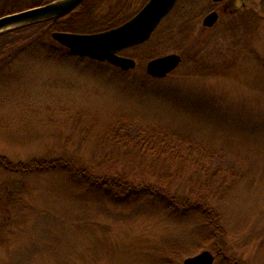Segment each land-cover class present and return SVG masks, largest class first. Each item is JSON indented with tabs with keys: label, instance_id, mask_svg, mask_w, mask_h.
<instances>
[{
	"label": "rangeland",
	"instance_id": "374dc122",
	"mask_svg": "<svg viewBox=\"0 0 264 264\" xmlns=\"http://www.w3.org/2000/svg\"><path fill=\"white\" fill-rule=\"evenodd\" d=\"M148 1L96 0L93 12L129 20ZM219 7L179 0L146 46L123 53L137 61L130 71L73 56L21 53L9 64L4 57L0 157L71 159L94 175L127 174L134 187L158 182L177 198H206L226 230L221 251L203 245L199 217L177 219L149 202L117 205L64 176L0 167V264H153L174 244L185 248L181 264L201 251L215 264H264V0L228 7L213 29L203 27ZM170 54L181 56L180 66L149 77L147 63ZM118 118L130 128L177 132L212 154L200 157L186 145L183 158L192 164H158L105 142Z\"/></svg>",
	"mask_w": 264,
	"mask_h": 264
},
{
	"label": "trees",
	"instance_id": "16d2710c",
	"mask_svg": "<svg viewBox=\"0 0 264 264\" xmlns=\"http://www.w3.org/2000/svg\"><path fill=\"white\" fill-rule=\"evenodd\" d=\"M54 1L56 0H0V18L47 5ZM94 1L96 0H85L78 9L69 15L48 21V23L27 26L0 34V66L4 64V57H7L9 62L6 64H9L17 59L16 57L21 53L30 56L37 53V55H41L40 58L49 60L71 57L69 50L52 38L54 32L99 33L116 28L128 20H123L122 17L118 18L114 13L97 18V14L93 12L95 8ZM148 43L142 46H146ZM19 45L21 48L16 51L15 48ZM142 46L135 47L132 50L137 51ZM126 121V118H118L109 124L110 126L106 127L102 136L106 139L105 142L116 141V146L125 150L130 148L135 151L137 149V152H144L151 155L153 159H158L156 160L158 164L160 162L167 164L170 161L176 165L181 163L183 165L192 164L193 159L183 158V153L188 151L189 155L191 153V148L186 149V145H193L195 152L200 157L207 158V154H212V149L198 146V143L185 139L177 132L164 131L160 127H157V132L153 130L146 131L147 128L145 127L130 128ZM195 160L198 165L199 159ZM204 165L205 163L202 166L199 164L198 169L202 173H208L209 170ZM0 167L23 177L36 174L64 176L79 187L101 189L100 191L104 193L102 196H105L114 204L117 203V205L149 202L158 212L177 219L188 216L189 218L191 216L199 217L202 220L199 237L203 245L211 246V248L217 249V252L221 251L220 248L222 249L221 238L224 237L226 230L220 223L219 212L207 202L206 198L192 200V196H187L180 199L171 195L170 191H167L158 182L155 185L145 183L134 187V183L130 181L127 174L120 175L116 172V176L94 175L91 170L77 166L71 159L33 160L27 163L14 164L7 158L0 157ZM210 181H214V176L210 178ZM184 250L185 248L181 245H169L166 247V253L157 255V259L153 264H181L182 259L187 256ZM225 261L227 260L225 259Z\"/></svg>",
	"mask_w": 264,
	"mask_h": 264
},
{
	"label": "water",
	"instance_id": "95a60500",
	"mask_svg": "<svg viewBox=\"0 0 264 264\" xmlns=\"http://www.w3.org/2000/svg\"><path fill=\"white\" fill-rule=\"evenodd\" d=\"M85 0H56L44 6L35 7L0 18V34L15 29L38 25L69 15ZM223 0H213L220 3ZM178 0H149L131 19L121 26L92 34L54 32L52 38L73 57L89 58L101 63L107 62L122 71L137 67V61L122 56L123 50L142 45L150 40L161 22L172 12ZM219 19L217 12L209 13L203 20V27L212 29ZM182 63L178 54L151 59L146 73L152 78L162 79L176 70ZM216 256L210 251L183 260L182 264H215Z\"/></svg>",
	"mask_w": 264,
	"mask_h": 264
},
{
	"label": "flooded vegetation",
	"instance_id": "af4514ba",
	"mask_svg": "<svg viewBox=\"0 0 264 264\" xmlns=\"http://www.w3.org/2000/svg\"><path fill=\"white\" fill-rule=\"evenodd\" d=\"M213 1V0H212ZM247 0H223L222 2H220V3H215V4H218V5H220V7H219V10L218 11H214V10H211L209 13H212V12H217L218 14H219V17H220V14L222 13V12H224L228 7L229 8H232L233 7V9H235V10H240L241 9V6H243L244 4H245V2H246ZM232 9V10H233ZM208 13V14H209ZM207 14V15H208ZM208 29V28H207ZM126 51V50H125ZM124 51V52H125ZM123 52V53H124ZM123 53L121 54V55H123ZM125 56V55H124ZM128 57V56H127Z\"/></svg>",
	"mask_w": 264,
	"mask_h": 264
}]
</instances>
